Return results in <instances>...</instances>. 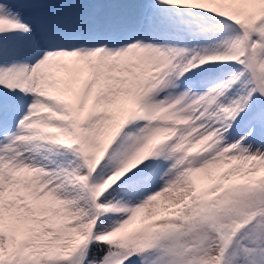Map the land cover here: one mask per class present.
Here are the masks:
<instances>
[{"label": "snow or ice", "instance_id": "snow-or-ice-1", "mask_svg": "<svg viewBox=\"0 0 264 264\" xmlns=\"http://www.w3.org/2000/svg\"><path fill=\"white\" fill-rule=\"evenodd\" d=\"M0 264H264V0H0Z\"/></svg>", "mask_w": 264, "mask_h": 264}]
</instances>
